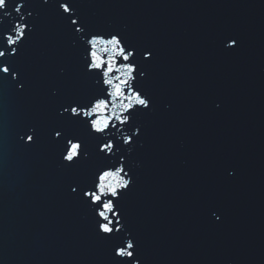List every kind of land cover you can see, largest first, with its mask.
Segmentation results:
<instances>
[{
	"label": "water",
	"instance_id": "water-1",
	"mask_svg": "<svg viewBox=\"0 0 264 264\" xmlns=\"http://www.w3.org/2000/svg\"><path fill=\"white\" fill-rule=\"evenodd\" d=\"M59 2L26 0L35 31L13 59L27 84L16 94L0 83V264H113L89 210L68 190L110 162L93 154L64 169L61 145L47 134L58 100L88 91ZM69 6L89 27L120 31L138 53L154 52L142 61L151 110L137 113L143 134L128 158L134 184L120 202L142 264H264V0ZM225 35L239 47L226 51ZM103 47L98 55L107 60ZM52 87L61 97L50 96ZM61 123L94 149L82 126ZM26 125L38 128L39 140L24 146L17 132Z\"/></svg>",
	"mask_w": 264,
	"mask_h": 264
},
{
	"label": "snow or ice",
	"instance_id": "snow-or-ice-1",
	"mask_svg": "<svg viewBox=\"0 0 264 264\" xmlns=\"http://www.w3.org/2000/svg\"><path fill=\"white\" fill-rule=\"evenodd\" d=\"M43 2L47 4L48 0ZM69 5L70 0H60L58 9L67 14L66 27L73 34V44L80 49V68L88 91L82 99L68 96L58 100L56 122L48 127L47 134L51 141L61 145L58 159L64 169L74 168L93 154L99 161L110 162L95 167L90 179L84 182L72 179L69 194L89 210L97 236L110 246L113 264H142L138 243L120 202L134 184L128 158L143 134L137 113L151 110L152 97L141 86L147 78L142 61L152 59L154 52L147 49L138 53L120 31L89 27L75 7ZM34 31V12L26 0H0V83L16 94L24 91L27 81L13 58ZM221 43L226 51L239 47V39L231 35H225ZM98 45L104 46L100 51L109 53L107 60L98 55ZM121 70L124 78L114 75ZM58 75L63 77L65 69L60 68ZM49 94L62 95L58 87H52ZM117 107L118 112L112 111ZM62 121L82 126L83 133L95 141L94 149L89 150L84 135L69 133ZM17 138L24 146L35 144L39 140L38 128L26 125L17 132ZM228 175H235V171L229 169ZM210 214L216 222L222 218L216 210H210Z\"/></svg>",
	"mask_w": 264,
	"mask_h": 264
}]
</instances>
